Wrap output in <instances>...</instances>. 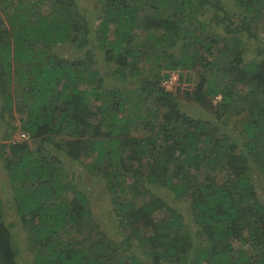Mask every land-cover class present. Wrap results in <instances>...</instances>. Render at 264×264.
<instances>
[{"label":"trees","instance_id":"trees-1","mask_svg":"<svg viewBox=\"0 0 264 264\" xmlns=\"http://www.w3.org/2000/svg\"><path fill=\"white\" fill-rule=\"evenodd\" d=\"M79 2L0 0V264L22 254L10 196L29 264H264V0ZM162 68L193 77L169 91Z\"/></svg>","mask_w":264,"mask_h":264},{"label":"rangeland","instance_id":"rangeland-1","mask_svg":"<svg viewBox=\"0 0 264 264\" xmlns=\"http://www.w3.org/2000/svg\"><path fill=\"white\" fill-rule=\"evenodd\" d=\"M81 3V5L84 6H88L91 7V3L94 0H79ZM225 1V0H223ZM232 8V7H231ZM234 9V8H233ZM93 10L92 12H94L93 16H97L98 14V10L97 8L91 9ZM255 29V27H254ZM261 32V30H259ZM256 43H254L253 45H255ZM252 45V46H253ZM180 52V45L176 46L171 53L175 56H178ZM157 62L151 61L150 63H147V67L148 68H154L155 64ZM165 64V63H164ZM156 73V71H154ZM168 71L164 68L161 69L160 74H167ZM193 73V72H192ZM190 73V74H192ZM169 76L164 80V82H162V86H164V88L166 90H177L182 88L183 86H187L186 83V78L188 76V72H185L184 74L182 73V77L180 79L179 73H168ZM189 74V78L193 77V75ZM115 82V84L117 85H121L122 83L120 82L121 80H124L125 77L124 75L118 74L115 76V78H113ZM133 80V79H132ZM194 83L190 84L189 86H193L195 88ZM188 113H190L188 111ZM197 113H195L196 116ZM22 116L19 115H15V121H18V119H21ZM220 128H221V134H226L227 136H229L231 138V141H235L237 139H235V137H237V130H238V126L235 123H229V125H224L223 123L220 124ZM19 134L16 133L12 140L15 141H19ZM239 143V142H238ZM231 144L233 145V142H231ZM240 147V145H239ZM238 147V148H239ZM87 159V158H86ZM80 168H78L77 164H73L72 168L70 170L71 171H76V173H78ZM199 173H196L198 175V177H205L208 176V170L206 169H202L200 171H198ZM210 176V175H209ZM216 176H218V174H216ZM251 180L253 182V184L256 183V178L255 175L252 174L251 175ZM7 177H6V173L0 163V192L3 193L4 190L9 189L8 187V182H7ZM130 182V181H127ZM258 189V187H257ZM103 192L105 195L103 196L99 194V192L95 191V197H93V203H92V214H94L92 217L93 219H95L97 221V223H99L101 225V229L105 230L106 232H108L109 235H111V237H114V239L116 240V244L118 246L126 247V249L128 248L127 246V241L124 240V234L121 236L119 231H118V224L113 222L111 219L109 220V216L107 215V208L109 210H111V206L108 205V196L106 195L105 191H101ZM154 193L157 196L162 197V201L167 204L169 207H171L172 209L176 210V212H178L183 220V223L188 226L189 228H193L194 224H193V220H192V216H191V210H190V204L185 201L184 199H178L176 197H174L170 192H168L166 189H156L154 191ZM258 193V192H257ZM260 194V193H258ZM11 197V196H10ZM10 197H7V199L9 200L3 207H2V213L3 216L1 218V221L4 223V225L11 231L12 236L15 239L16 245L19 247V250L21 251V255L19 256V262L18 264H29L32 261V255L31 253L27 250V243H26V237H25V233L23 231V229L20 226V221L18 216L15 214V207L14 204L11 202ZM6 199V200H7ZM5 200V201H6ZM4 203V201H3ZM116 228V229H115ZM116 235V237H115ZM119 235V237H117ZM125 241L127 243H125Z\"/></svg>","mask_w":264,"mask_h":264},{"label":"clouds","instance_id":"clouds-1","mask_svg":"<svg viewBox=\"0 0 264 264\" xmlns=\"http://www.w3.org/2000/svg\"><path fill=\"white\" fill-rule=\"evenodd\" d=\"M19 136V141H27L28 140V135L26 133H21L18 135ZM15 141V140H13Z\"/></svg>","mask_w":264,"mask_h":264}]
</instances>
